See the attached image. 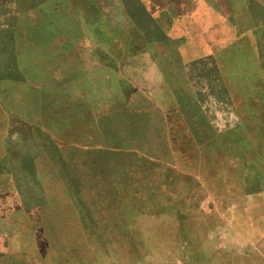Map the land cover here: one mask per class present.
<instances>
[{
  "label": "rangeland",
  "instance_id": "374dc122",
  "mask_svg": "<svg viewBox=\"0 0 264 264\" xmlns=\"http://www.w3.org/2000/svg\"><path fill=\"white\" fill-rule=\"evenodd\" d=\"M3 128L0 264H264V0H0Z\"/></svg>",
  "mask_w": 264,
  "mask_h": 264
},
{
  "label": "crops",
  "instance_id": "0c3cea01",
  "mask_svg": "<svg viewBox=\"0 0 264 264\" xmlns=\"http://www.w3.org/2000/svg\"><path fill=\"white\" fill-rule=\"evenodd\" d=\"M246 103L248 104V106L252 107L251 109L254 110V108H257V105H258V101L256 98H254V95L253 96H250L248 99L245 100ZM261 101V100H260ZM259 108V107H258ZM257 111V109H256ZM258 111H260L258 109ZM263 111V110H261ZM4 128H3V132H1V136H0V145H3V142H4V136H5V133H4ZM262 134V138H264V130L260 131ZM0 149H3V148H0ZM6 191L3 189V188H0V194H5ZM18 211L21 212V209L19 210H15L13 212H11L12 214L6 219V218H3V216L1 215V218L4 220L3 223L4 224H7L9 226H12V228L14 226H16V230H19L18 229V226L20 225L19 221L17 219H15V217L13 218V216L15 215L14 213H17ZM30 210H26L25 213L28 215V217H30ZM130 223V222H129ZM130 228H131V238H129V240L131 242H133L132 240V234H133V225L132 223L130 224ZM18 235L19 236V231H17ZM124 237V239H123ZM20 238V236L18 237ZM124 243L123 245H127L128 244V237H127V233L124 234L121 238H120ZM4 243L3 246H6L7 248V251L9 250H12V254H14L11 258H14V261L18 262L19 259L16 260V251L18 250L14 244V242L12 243L11 241L12 240H9V237L8 239L5 238L4 239ZM8 240V241H7ZM34 243H33V248L32 250H29L27 253L28 255L25 253V257L27 258L28 260V263L29 264H118V257H120V260L124 261V262H131L130 264L133 263V260L130 259V256L133 257V253H125L124 256L123 255H120V254H117V251L115 250V252L112 253V250L109 251V253H106L103 252L101 250V244L99 243V245L97 247H94L93 250L90 252V254H86V255H83L82 253L80 254H63V255H58V254H50L49 251L45 254H42L41 251H40V248H39V245L38 243L36 242V239H34ZM129 242V246L132 245V243ZM128 246V245H127ZM132 251V249H131ZM129 258V259H128Z\"/></svg>",
  "mask_w": 264,
  "mask_h": 264
}]
</instances>
